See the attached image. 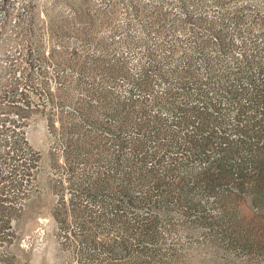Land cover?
<instances>
[{
	"label": "rangeland",
	"instance_id": "rangeland-1",
	"mask_svg": "<svg viewBox=\"0 0 264 264\" xmlns=\"http://www.w3.org/2000/svg\"><path fill=\"white\" fill-rule=\"evenodd\" d=\"M0 264H264V0H0Z\"/></svg>",
	"mask_w": 264,
	"mask_h": 264
}]
</instances>
